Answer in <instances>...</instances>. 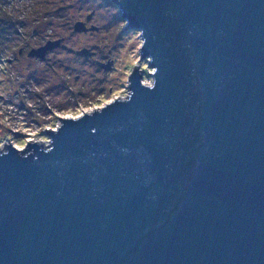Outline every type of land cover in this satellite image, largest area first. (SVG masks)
Returning <instances> with one entry per match:
<instances>
[{"label": "water", "instance_id": "1", "mask_svg": "<svg viewBox=\"0 0 264 264\" xmlns=\"http://www.w3.org/2000/svg\"><path fill=\"white\" fill-rule=\"evenodd\" d=\"M114 1L152 82L3 143L0 264H264V0Z\"/></svg>", "mask_w": 264, "mask_h": 264}, {"label": "rangeland", "instance_id": "2", "mask_svg": "<svg viewBox=\"0 0 264 264\" xmlns=\"http://www.w3.org/2000/svg\"><path fill=\"white\" fill-rule=\"evenodd\" d=\"M78 21L85 31L74 30ZM125 25L114 0H0V148L8 140L19 149L30 139L46 144L44 128L55 129L59 117L125 97L135 64L150 84L153 70L148 57L141 58L140 32ZM54 40L60 42L43 58L30 56L27 65V50ZM82 49L92 54L76 53Z\"/></svg>", "mask_w": 264, "mask_h": 264}, {"label": "flooded vegetation", "instance_id": "3", "mask_svg": "<svg viewBox=\"0 0 264 264\" xmlns=\"http://www.w3.org/2000/svg\"><path fill=\"white\" fill-rule=\"evenodd\" d=\"M24 52H26V51L20 49L19 52H18V54H20L21 56H23V54H25ZM27 52H28V50H27ZM24 58L27 60L26 63H27L28 66H30V64L33 63L34 58L28 56L27 53L24 55ZM7 60H8V59H7ZM23 65H24V64H23ZM29 68H30V67H29Z\"/></svg>", "mask_w": 264, "mask_h": 264}, {"label": "trees", "instance_id": "4", "mask_svg": "<svg viewBox=\"0 0 264 264\" xmlns=\"http://www.w3.org/2000/svg\"><path fill=\"white\" fill-rule=\"evenodd\" d=\"M0 34H1V33H0ZM0 38H2L1 35H0Z\"/></svg>", "mask_w": 264, "mask_h": 264}]
</instances>
